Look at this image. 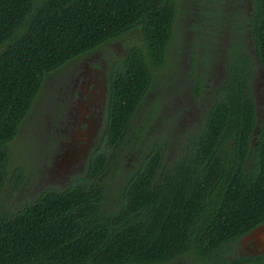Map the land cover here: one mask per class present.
<instances>
[{
	"label": "trees",
	"instance_id": "1",
	"mask_svg": "<svg viewBox=\"0 0 264 264\" xmlns=\"http://www.w3.org/2000/svg\"><path fill=\"white\" fill-rule=\"evenodd\" d=\"M241 2H193L191 59L203 68L191 67L190 97L204 106L177 138L156 128L164 98L143 111L180 47L181 0H0V264L206 259L264 223V0L249 12ZM121 39L128 53L110 72L103 140L86 175L9 207L7 182L17 189L27 168L12 147L46 80ZM123 157L138 164L119 179Z\"/></svg>",
	"mask_w": 264,
	"mask_h": 264
},
{
	"label": "rangeland",
	"instance_id": "2",
	"mask_svg": "<svg viewBox=\"0 0 264 264\" xmlns=\"http://www.w3.org/2000/svg\"><path fill=\"white\" fill-rule=\"evenodd\" d=\"M193 2L195 0H181L176 29L181 33V40L177 41L180 47L177 49L174 45L176 48L173 47L169 55L167 67L156 74L157 86L143 111L149 114L154 110V102L164 98L157 105L163 118L156 120V128L169 129V132L172 129L177 138L187 127L197 124L204 106V101L193 103L190 97L191 67L203 68L191 59V36L198 34L190 31L198 24ZM191 10L192 18L188 15ZM138 35L137 31L131 38ZM127 42L128 39H121L106 43L71 61L46 80L12 147L13 155L20 157L21 166L27 168L24 169L25 179L17 189L12 187L13 182H7L5 191H11L6 201L9 207L15 209L21 200H32L43 189L66 188L75 183L76 178L86 175L88 160L103 140L109 75L113 65L127 56ZM221 71L222 64L218 62L209 85L218 81ZM257 76L258 99L261 100V75L257 73ZM207 88L210 91L209 86ZM122 159L125 167L119 179L134 171L138 164L131 158Z\"/></svg>",
	"mask_w": 264,
	"mask_h": 264
},
{
	"label": "flooded vegetation",
	"instance_id": "3",
	"mask_svg": "<svg viewBox=\"0 0 264 264\" xmlns=\"http://www.w3.org/2000/svg\"><path fill=\"white\" fill-rule=\"evenodd\" d=\"M246 12L251 10V0L239 5ZM50 77V76H49ZM212 258L188 256L177 257L167 264H264V223L251 229L233 244H226Z\"/></svg>",
	"mask_w": 264,
	"mask_h": 264
}]
</instances>
